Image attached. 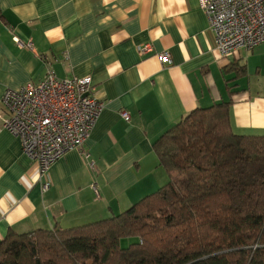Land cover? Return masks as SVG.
<instances>
[{"label":"crops","instance_id":"crops-1","mask_svg":"<svg viewBox=\"0 0 264 264\" xmlns=\"http://www.w3.org/2000/svg\"><path fill=\"white\" fill-rule=\"evenodd\" d=\"M145 44L152 50L142 53ZM50 71L91 77L105 107L85 144L52 165L43 191L37 164L2 128L3 98ZM223 102L235 133L264 135V42L221 55L198 0H0V242L125 211L170 179L154 142L193 110Z\"/></svg>","mask_w":264,"mask_h":264},{"label":"trees","instance_id":"trees-1","mask_svg":"<svg viewBox=\"0 0 264 264\" xmlns=\"http://www.w3.org/2000/svg\"><path fill=\"white\" fill-rule=\"evenodd\" d=\"M153 147L165 185L105 219L9 232L0 264H264V135L235 133L223 102L193 110Z\"/></svg>","mask_w":264,"mask_h":264},{"label":"built area","instance_id":"built-area-1","mask_svg":"<svg viewBox=\"0 0 264 264\" xmlns=\"http://www.w3.org/2000/svg\"><path fill=\"white\" fill-rule=\"evenodd\" d=\"M209 17L221 55L245 48L254 49L264 42V0H198ZM16 43L33 48V43L14 36ZM151 51L150 44L139 48ZM163 64H170V52L158 54ZM89 76L58 78L50 71L45 79L24 87L8 89L3 104L8 117L2 128L18 137L24 153L36 164L37 182L43 191L50 186L49 171L69 151L82 147L90 137L105 102L93 93ZM125 120L130 119L122 111ZM94 169V162H90ZM98 193L97 188L93 185Z\"/></svg>","mask_w":264,"mask_h":264},{"label":"rangeland","instance_id":"rangeland-1","mask_svg":"<svg viewBox=\"0 0 264 264\" xmlns=\"http://www.w3.org/2000/svg\"><path fill=\"white\" fill-rule=\"evenodd\" d=\"M133 238H123L120 242L122 247H128V245L133 241Z\"/></svg>","mask_w":264,"mask_h":264}]
</instances>
